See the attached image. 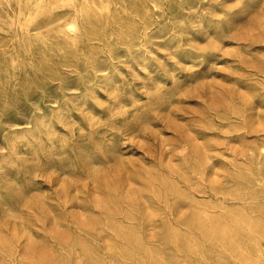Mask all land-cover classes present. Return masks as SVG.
Wrapping results in <instances>:
<instances>
[{"label": "rangeland", "instance_id": "374dc122", "mask_svg": "<svg viewBox=\"0 0 264 264\" xmlns=\"http://www.w3.org/2000/svg\"><path fill=\"white\" fill-rule=\"evenodd\" d=\"M263 87L264 0H0V264H264Z\"/></svg>", "mask_w": 264, "mask_h": 264}, {"label": "bare ground", "instance_id": "6f19581e", "mask_svg": "<svg viewBox=\"0 0 264 264\" xmlns=\"http://www.w3.org/2000/svg\"><path fill=\"white\" fill-rule=\"evenodd\" d=\"M211 36V35H210ZM210 45H212V44H210ZM215 48V47H214ZM24 67V66H23ZM264 88V87H263ZM147 94V93H146ZM70 110V109H69ZM59 114V113H58ZM70 115V114H69ZM123 115H125L124 113H123ZM58 118V117H57ZM112 119V118H111ZM101 121H104V120H101ZM94 122V121H93ZM126 123V122H125ZM124 123V124H125ZM235 129V128H234ZM79 132V131H78ZM71 134V133H70ZM63 135V134H62ZM29 143V142H28ZM43 155V154H42ZM125 156V155H124ZM106 158V157H105ZM107 159V158H106ZM121 160V159H120ZM69 178V177H68ZM261 178V177H260ZM77 180V179H76ZM75 184V183H74ZM196 184V183H195ZM261 184V183H260ZM262 185V184H261ZM76 188V187H75ZM214 193V192H213ZM25 200V199H24ZM144 201V200H143ZM145 202V201H144ZM146 203V202H145ZM142 204H143V202H142ZM24 206V205H23ZM111 206V205H110ZM109 206V207H110ZM145 206H147V204L145 205ZM5 207V206H4ZM35 207V206H34ZM104 208V207H103ZM108 208V207H107ZM115 209V208H114ZM113 210V209H112ZM111 210V211H112ZM115 211V210H114ZM113 212V211H112ZM10 213H12V212H10ZM3 215V214H2ZM105 226V225H104ZM100 227H102V226H100ZM21 228V227H20ZM105 228V227H104ZM21 230V229H20ZM29 230V229H28ZM28 230H27V232H28ZM30 233V232H29ZM85 236V235H84ZM88 237V236H87Z\"/></svg>", "mask_w": 264, "mask_h": 264}]
</instances>
